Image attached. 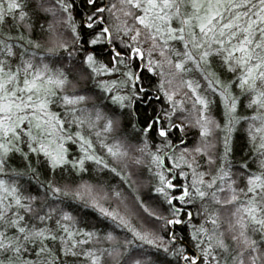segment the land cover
<instances>
[{
	"label": "snow or ice",
	"instance_id": "obj_1",
	"mask_svg": "<svg viewBox=\"0 0 264 264\" xmlns=\"http://www.w3.org/2000/svg\"><path fill=\"white\" fill-rule=\"evenodd\" d=\"M0 264H264V0H0Z\"/></svg>",
	"mask_w": 264,
	"mask_h": 264
},
{
	"label": "trees",
	"instance_id": "obj_2",
	"mask_svg": "<svg viewBox=\"0 0 264 264\" xmlns=\"http://www.w3.org/2000/svg\"><path fill=\"white\" fill-rule=\"evenodd\" d=\"M91 167V166H90ZM87 178V177H86Z\"/></svg>",
	"mask_w": 264,
	"mask_h": 264
}]
</instances>
